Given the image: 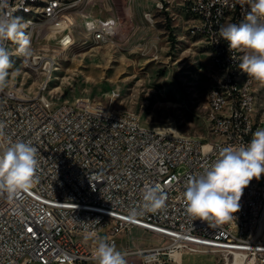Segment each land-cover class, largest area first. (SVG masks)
Returning a JSON list of instances; mask_svg holds the SVG:
<instances>
[{"label": "built area", "instance_id": "1", "mask_svg": "<svg viewBox=\"0 0 264 264\" xmlns=\"http://www.w3.org/2000/svg\"><path fill=\"white\" fill-rule=\"evenodd\" d=\"M1 1L11 16L28 3ZM186 2L198 19L206 14L200 27L211 30L213 51L219 58H230L228 87L234 96V79L242 72L219 29L228 12L243 15L241 4ZM73 7L61 1L50 7L44 24L31 23L25 57H32V65L48 71L52 62L50 55L40 56V40L58 34L62 45L73 40L74 23L64 20V13H72ZM117 25L115 18L86 15L85 37L99 30V37L112 38ZM244 87L245 106H237L235 100L234 114L229 115V123H235L233 133H226L227 124L217 113L218 132L225 138L155 130L144 126L137 112L112 116L114 108L89 98L43 103L46 83L35 99H22L23 87L0 89V151L23 141L36 147L38 160L28 191L0 195V264H97L94 252L102 238L125 253L126 262L138 256L137 264H183L184 255L195 253L215 254L217 264H264V174L244 189L240 210L229 222L217 225L193 218L183 199L189 178L202 174L222 148L246 145L257 129H264V104L252 111V98L258 97L249 89V80ZM207 97L212 98L215 112L221 100L208 93ZM157 187L167 197L165 206L147 212L144 197ZM133 230L153 235L157 242L144 243ZM174 252H179V260Z\"/></svg>", "mask_w": 264, "mask_h": 264}, {"label": "rangeland", "instance_id": "2", "mask_svg": "<svg viewBox=\"0 0 264 264\" xmlns=\"http://www.w3.org/2000/svg\"><path fill=\"white\" fill-rule=\"evenodd\" d=\"M61 1L74 5L72 13H64L65 21L74 23L70 27L73 43L62 45L59 34L38 42V49H45L53 58L49 72L30 67L23 58L9 53L13 68L8 86L23 87L34 96L46 83V95L53 101L89 98L114 110L135 111L144 126L155 130L212 138L207 93L214 85V75L223 72L214 64L211 31L200 27V21L206 19L193 15L186 0ZM242 9L243 15L228 12L222 26L244 21L250 3ZM86 15L115 18L116 34L108 42L85 37ZM235 54L238 58L243 55ZM252 82L261 106L264 85ZM132 233L140 235L144 243L157 242L153 235L138 230ZM138 260V256H130L127 263L137 264ZM183 264H217V256L186 254Z\"/></svg>", "mask_w": 264, "mask_h": 264}, {"label": "clouds", "instance_id": "3", "mask_svg": "<svg viewBox=\"0 0 264 264\" xmlns=\"http://www.w3.org/2000/svg\"><path fill=\"white\" fill-rule=\"evenodd\" d=\"M237 2L241 6L250 3V12L239 24L222 26L219 36L227 41L230 53H243L239 57L240 71L264 85V0ZM22 29L20 18L0 15V89L6 87L9 70L13 68L6 43L16 42L21 53L28 51L30 40ZM231 58L236 59L233 55ZM2 128L0 125V135ZM37 166V149L33 145L18 141L6 146L0 151V195L6 193L13 197L28 191L34 182ZM262 174L264 129H257L248 144L222 148L218 158L202 174L189 178L183 193L186 213L203 221H214L217 225L232 221L235 219L233 214L240 210L244 189L254 178L259 180ZM166 199L158 187L149 189L143 208L154 213L165 206ZM125 255L114 243L103 238L94 252L97 264H127Z\"/></svg>", "mask_w": 264, "mask_h": 264}, {"label": "bare ground", "instance_id": "4", "mask_svg": "<svg viewBox=\"0 0 264 264\" xmlns=\"http://www.w3.org/2000/svg\"><path fill=\"white\" fill-rule=\"evenodd\" d=\"M57 3H61V0H28L27 7L17 8L15 15H12V17H18L21 19V23L23 24L22 31L25 33V35H27V34H30L31 31H33V24L31 23L44 24L46 21H48L49 9L50 7H52L53 5ZM63 4L69 5L65 2H63ZM70 5H73V4H70ZM3 14H5V9L3 5V1L0 0V15H3ZM199 17L206 19V14H199ZM90 35L95 41H98V42H108L111 39V38L99 37V30H92V33H90ZM72 43H73V40L68 41V44L66 45H70ZM6 48L9 53H15V55H18L19 57L23 58L25 62L29 64L30 67L37 68L40 66V65H32V57H25V53H21L19 51L18 43L13 42V41H8L6 43ZM231 54L236 57L237 62H240L238 56H236L235 53H231ZM40 56H49V54L47 51H45V49L44 50L40 49ZM214 60L215 62L219 61L218 66L222 70L223 75L222 76L214 75V79H213L214 85L212 86L208 94L217 96V98L220 99L221 102L219 104H215V112H214L212 98L208 97L207 103H208V108H209V122L211 123L212 138H225V134H221L218 132L217 113H221V123L227 124L226 133H233V131L235 130V123H229V115L234 114L235 100H236L237 106H245V87L244 85H246V83L249 80V89H254V86L252 82L253 80H251L250 77L246 75L244 76L243 73H240L238 77L234 79V96H232V93L230 92V88L228 87V82H230L232 78L230 58H228L227 56H220L219 58V54L215 52ZM52 63H53V58H52L51 65L48 66V71L45 70V72L50 71ZM4 91H17V87L6 85V87H4ZM41 91H42V85L40 87L39 92ZM22 99H35V95L30 96L23 90ZM51 101L53 100L47 95L43 96V103H51ZM53 102L66 103V102H58V101H53ZM258 104L259 103L257 101V98H252V111L260 110L261 106ZM122 113L133 114L136 112L132 110H126V109L124 110L123 109H120V110L112 109V116H119V114H122ZM173 257L176 260H179V252H174Z\"/></svg>", "mask_w": 264, "mask_h": 264}, {"label": "crops", "instance_id": "5", "mask_svg": "<svg viewBox=\"0 0 264 264\" xmlns=\"http://www.w3.org/2000/svg\"><path fill=\"white\" fill-rule=\"evenodd\" d=\"M184 258V257H183ZM182 262H183V260H182Z\"/></svg>", "mask_w": 264, "mask_h": 264}, {"label": "snow or ice", "instance_id": "6", "mask_svg": "<svg viewBox=\"0 0 264 264\" xmlns=\"http://www.w3.org/2000/svg\"><path fill=\"white\" fill-rule=\"evenodd\" d=\"M31 231V230H30Z\"/></svg>", "mask_w": 264, "mask_h": 264}]
</instances>
